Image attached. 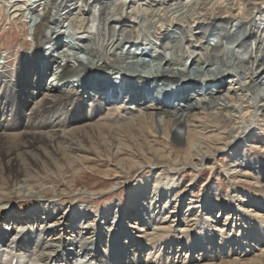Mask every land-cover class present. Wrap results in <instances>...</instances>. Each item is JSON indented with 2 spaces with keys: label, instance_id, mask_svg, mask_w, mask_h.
Masks as SVG:
<instances>
[{
  "label": "bare ground",
  "instance_id": "bare-ground-1",
  "mask_svg": "<svg viewBox=\"0 0 264 264\" xmlns=\"http://www.w3.org/2000/svg\"><path fill=\"white\" fill-rule=\"evenodd\" d=\"M3 13L32 45L17 66L0 55V264H264V162L249 155H264V0H0ZM221 156L226 199L214 183L189 198ZM96 159L107 176L149 170L99 208L119 181L50 196Z\"/></svg>",
  "mask_w": 264,
  "mask_h": 264
},
{
  "label": "rangeland",
  "instance_id": "rangeland-1",
  "mask_svg": "<svg viewBox=\"0 0 264 264\" xmlns=\"http://www.w3.org/2000/svg\"><path fill=\"white\" fill-rule=\"evenodd\" d=\"M26 31L27 30L25 28H23V26L21 24H17L15 22H13L11 19L6 18L4 13H3V15L0 14V55L5 53L7 60L9 61L10 65L14 64V66H17V63H18L17 61H18L19 56L25 52H28L31 49V45H32V42L30 41L31 36L26 37V34H27ZM161 33L163 34V32H161ZM160 40L163 42L161 37H160ZM170 48H172V47H170ZM155 53H157V52H155ZM149 54H150V52H146L145 55L149 56ZM148 63H150L149 65H151V67H148L147 69H152V66L158 65L159 59L157 57H154ZM152 70H154V69H152ZM86 79L88 81L91 80L89 77L85 76V77L79 78V80L77 81V84L81 80L83 81ZM152 97L154 98V96H152ZM174 98H176V97L175 96L167 97V98L162 97V98H160V101H163V102H166L169 104V102H172L174 100ZM122 115H123V112H117V116L119 118H121ZM249 155L250 156L252 155V158L250 159L251 161H259V163L264 162V155H261L259 152H256L253 149L251 150V153ZM253 156H254V158H253ZM170 158H171V153L168 155V161H170ZM168 161L167 162H161L160 164L154 165V166L158 167L161 165H167V164H169ZM105 162L106 161H101L99 159L92 160V161L90 160L87 164L94 165V168L88 169V170L80 173L79 175H77V179L75 181L76 183L72 186H69L70 189H68V190L71 191L70 193L61 194V195H59V197L54 195V194H51L50 196L54 197L55 199L58 200V202H61L63 204L71 203L72 200L74 201L76 199L77 200H79V199H81V200H83V199L87 200L88 199L89 200L92 198H88V197L81 198L80 195L77 194V192L79 191L78 190L79 188H82V189L88 188L90 190L94 189V188L95 189H100L102 187L106 188V187L110 186L112 183H114L115 181H119L120 185H122V186L118 190H116L115 192H111L109 194H106L101 198L96 197L97 199H95V198L92 199L93 200L92 203H94L96 205L95 207L99 208L105 202H107L109 199H113L116 197L124 198L126 196V192H125V189L127 187L126 183L131 182L137 176L138 173L145 174V172L149 170V169L144 170L145 172L142 171L144 173H141V170H138V169L137 170L133 169V171L131 170L130 172L123 171L121 173L122 175L117 178L116 176H113L114 173H112L110 176L104 175V172H102V171L110 168V165H109L110 162L109 161L106 163ZM225 163H227V160L225 159V157L221 156L218 158V162H217L215 169H213V170L202 169V172H200L199 174H198V172H196V174H197V177H196L197 178L196 179L197 189H196L195 193L188 191V197L190 198L191 194H194V196H197V195L202 196V193L204 190H206V192H207V189H208L207 186H209V184L211 186V183H214L213 187L218 189L217 190L218 194L215 195L216 198H220V200L226 199V195H227V192L229 191V189L227 186L228 180L226 179V175L224 174V170L222 169V168H225L227 166V164H225ZM241 171H243V170H239L238 174H240ZM251 171H252V174L255 173L253 170H251ZM191 175H192L191 170L180 171L179 172V181L181 182V184L185 185V184L190 183L193 180ZM68 176H70V172L66 175V177H68ZM105 179H106V181H105ZM112 179H113V181H112ZM239 185L241 188L249 189L248 188L249 185L243 180L239 182ZM61 186H64V187L68 186V183L65 182V183L61 184ZM9 199H10L11 204L14 205L15 207H17L18 208L17 210H20V211L28 210L29 207L33 203V201L29 200L28 198H25L24 200L21 199V197H19L17 194H12ZM186 208H187V205H184V209H186ZM260 251L261 250H259L258 252H260Z\"/></svg>",
  "mask_w": 264,
  "mask_h": 264
}]
</instances>
